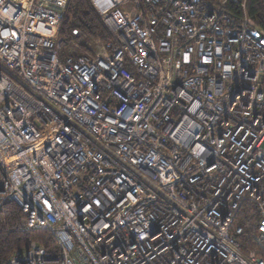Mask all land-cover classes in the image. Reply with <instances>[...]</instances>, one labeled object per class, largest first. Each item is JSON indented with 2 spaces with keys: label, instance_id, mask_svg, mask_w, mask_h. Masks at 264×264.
<instances>
[{
  "label": "built area",
  "instance_id": "obj_1",
  "mask_svg": "<svg viewBox=\"0 0 264 264\" xmlns=\"http://www.w3.org/2000/svg\"><path fill=\"white\" fill-rule=\"evenodd\" d=\"M92 2L113 38L81 52L68 0H0V213L57 247L6 264H264V30L238 0Z\"/></svg>",
  "mask_w": 264,
  "mask_h": 264
},
{
  "label": "trees",
  "instance_id": "obj_2",
  "mask_svg": "<svg viewBox=\"0 0 264 264\" xmlns=\"http://www.w3.org/2000/svg\"><path fill=\"white\" fill-rule=\"evenodd\" d=\"M207 1L220 4L223 0ZM238 1V3L227 2L226 9L237 16L246 14L254 21L256 28L264 30V0ZM73 29L79 30L78 36L72 34ZM60 35L66 36L70 42L79 43L81 52L88 50L86 44L88 42L97 39L109 41L113 38L92 0H68ZM22 218V211L12 202L7 203L0 213V264H6L10 256L17 250L26 248L31 241L38 242L52 252L57 251L55 240L48 231L34 230L30 233L20 231L18 225ZM258 219L256 208L249 203H245L238 213L236 223L244 227L243 234L239 236L244 250L256 248L253 225Z\"/></svg>",
  "mask_w": 264,
  "mask_h": 264
},
{
  "label": "rangeland",
  "instance_id": "obj_3",
  "mask_svg": "<svg viewBox=\"0 0 264 264\" xmlns=\"http://www.w3.org/2000/svg\"><path fill=\"white\" fill-rule=\"evenodd\" d=\"M123 7H124V6H123ZM130 8H131V7H129L128 9L130 10ZM125 10H127V8H126ZM91 43H92V42H91ZM91 43H90V44H91ZM88 48H89V47H88Z\"/></svg>",
  "mask_w": 264,
  "mask_h": 264
}]
</instances>
